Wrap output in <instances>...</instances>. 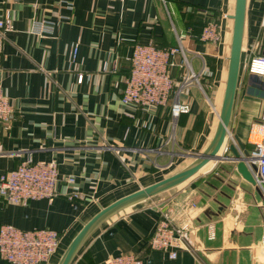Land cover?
<instances>
[{
    "label": "crops",
    "instance_id": "0c3cea01",
    "mask_svg": "<svg viewBox=\"0 0 264 264\" xmlns=\"http://www.w3.org/2000/svg\"><path fill=\"white\" fill-rule=\"evenodd\" d=\"M235 7L236 0H0V19L10 16L14 24L5 33L0 66V84L13 107L0 125V173L30 157L56 161L60 177L53 201L22 205L0 196V226L57 230L61 239L50 264H58L102 208L177 173L205 151L220 121ZM44 18L58 21L55 35L31 32L33 20ZM208 20L219 22L221 40L182 41L187 63L182 53L173 55L176 94L166 104L143 111L122 102L136 43L175 47L177 33L197 35ZM263 53L264 0H247L224 145L238 138L250 153L264 137V77L249 73L248 65ZM190 73L194 78L183 84ZM79 74L84 75L81 83ZM175 98L190 107L177 118L171 113ZM206 166L103 220L70 264H107L123 254L146 264H264L259 189L239 174L236 162L214 160ZM70 176L74 183L65 180ZM76 193L79 198L69 199ZM191 202L196 203L194 227L186 240L192 251L179 250L172 258L153 249L150 239L162 212L172 209L181 223ZM0 264L9 263L0 259Z\"/></svg>",
    "mask_w": 264,
    "mask_h": 264
},
{
    "label": "built area",
    "instance_id": "2783aa9c",
    "mask_svg": "<svg viewBox=\"0 0 264 264\" xmlns=\"http://www.w3.org/2000/svg\"><path fill=\"white\" fill-rule=\"evenodd\" d=\"M58 21L51 19H34L31 32L36 35H55ZM14 28L10 16L0 19V66L3 59V47L5 33ZM192 37L205 42L218 43L221 40L219 22L208 20L199 34L191 32L177 33L179 44L175 47H159L153 42L136 43L130 58V70L125 80V86L121 100L124 104L134 105L143 111L166 104L175 93V80L171 74L173 55L182 53L183 63H187L182 41ZM78 44L74 45L73 58L76 57ZM106 68V67H105ZM251 74L264 77V53L251 58L248 65ZM195 74L184 76L183 84L188 83ZM84 79L79 74L78 82ZM176 94V93H175ZM13 111L10 98L0 84V125L6 121ZM190 107L178 98L171 101L172 116L177 118L183 113H188ZM222 155L226 156L229 146H222ZM251 158L247 165L256 180V187L264 199V137L257 142L250 153ZM256 165V169L253 168ZM60 180L58 163L51 161H34L28 157L17 167L10 171L0 173V196L8 202L27 205L32 200L48 199L53 201L57 197L56 185ZM67 183H74L75 178H65ZM79 195H69V199L75 200ZM196 203L183 209V221L180 223L170 209L162 212L161 219L156 225L155 231L150 239L153 249L169 252L175 258L179 250L192 251L186 240V233L193 226L192 209ZM60 232L47 227L22 229L13 225L4 224L0 226V259L9 264H50L53 255L59 246ZM260 250L264 255V233L261 239ZM107 264H146L143 259L132 254H123L111 257Z\"/></svg>",
    "mask_w": 264,
    "mask_h": 264
},
{
    "label": "water",
    "instance_id": "95a60500",
    "mask_svg": "<svg viewBox=\"0 0 264 264\" xmlns=\"http://www.w3.org/2000/svg\"><path fill=\"white\" fill-rule=\"evenodd\" d=\"M246 4L247 0H236L235 12L232 15V18L234 19V27L229 57V70L222 109L220 113V121L218 123L215 136L207 149L199 154H195V159L177 173L143 189H140L130 195H127L110 204L109 206L102 208L92 219H90L83 226L81 231L66 249L58 264H70L84 241L103 220L131 204L137 203L148 197L157 195L174 186H177L178 184L182 183L183 181L199 172L211 161L227 160L236 162V169L239 174H241V176L251 184H256V180L254 179L252 172L247 165V161L251 158V154L238 138H236V143H232L229 145L230 153L228 155L223 156L220 153L228 134V126L232 115L239 79L244 24L246 16ZM252 166L254 169H256L255 164H253Z\"/></svg>",
    "mask_w": 264,
    "mask_h": 264
},
{
    "label": "rangeland",
    "instance_id": "374dc122",
    "mask_svg": "<svg viewBox=\"0 0 264 264\" xmlns=\"http://www.w3.org/2000/svg\"><path fill=\"white\" fill-rule=\"evenodd\" d=\"M208 167H209V166H206V167H205V170H206V169H208ZM205 170H202L200 173H203V171H205ZM222 175H223V176H225L224 174H222ZM194 177H195V176H194ZM216 177H218V178H219V176H216ZM196 178H197V176H196ZM225 178H226V179H227V181H229V182H232V181H234L232 178H228V176H226ZM193 179H194V178H193ZM209 180H210L211 182H216V181H217V179H215V178H212V177H211V178H209ZM263 226H264V223H263Z\"/></svg>",
    "mask_w": 264,
    "mask_h": 264
},
{
    "label": "bare ground",
    "instance_id": "6f19581e",
    "mask_svg": "<svg viewBox=\"0 0 264 264\" xmlns=\"http://www.w3.org/2000/svg\"><path fill=\"white\" fill-rule=\"evenodd\" d=\"M222 149V148H221ZM222 154V153H221Z\"/></svg>",
    "mask_w": 264,
    "mask_h": 264
}]
</instances>
